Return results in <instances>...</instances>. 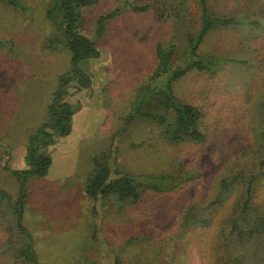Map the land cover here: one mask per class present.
<instances>
[{
  "label": "rangeland",
  "instance_id": "rangeland-1",
  "mask_svg": "<svg viewBox=\"0 0 264 264\" xmlns=\"http://www.w3.org/2000/svg\"><path fill=\"white\" fill-rule=\"evenodd\" d=\"M20 1L0 0V264H32L21 253L28 246L40 264H264V235L255 246L230 235L251 175L252 204L264 210V25L252 24H264V0H208L211 12L240 24L210 31L201 53L244 62L222 60L216 73L192 70L174 83L179 100L203 112L206 135L179 143L155 120L125 118L153 80L158 44H176L174 64H184L201 19L196 0L80 8L76 31L100 55L79 61L78 73L47 16L53 0ZM115 10L100 32V18ZM59 89L72 130L36 151L52 163L45 176H27L23 193L18 174L32 167L30 143L41 141ZM164 109L154 97L144 108ZM96 158L137 178L138 197L90 195ZM223 179L237 181L224 191ZM22 196L26 233L16 212Z\"/></svg>",
  "mask_w": 264,
  "mask_h": 264
},
{
  "label": "trees",
  "instance_id": "trees-1",
  "mask_svg": "<svg viewBox=\"0 0 264 264\" xmlns=\"http://www.w3.org/2000/svg\"><path fill=\"white\" fill-rule=\"evenodd\" d=\"M6 3L16 7H23L20 0H3ZM96 0H53L52 6L47 11L48 18L60 30H63L66 44L71 51V61L76 73L79 72L77 64L85 58L98 57L99 49L95 42L76 31L77 22L79 21L82 7L92 5ZM200 10V24L198 29L188 35V43L184 48L186 56L182 65L174 64V59L178 56L176 44L163 45L158 44L156 54L158 58V68L153 76L152 82L145 88L140 96L139 102L135 105L129 115L125 118V124L128 125L136 117H147L157 121L165 126L164 137L170 143H179L185 141L202 142L206 140V135L201 129V120L203 112L192 104L183 103L179 100L174 92V83L183 78L189 71L206 70L216 73L221 69L222 60L243 63L244 60L235 58L215 57L201 53V48L207 34L217 28H227L232 25L240 24L234 16H219L211 12L208 0H196ZM134 10L144 11L147 7H134ZM119 13L118 10L112 11L107 16H103L99 20L100 32L104 29V21L107 18L114 17ZM256 27H262L261 21H252ZM83 82L85 80L81 79ZM65 92L61 89L57 90L53 98V102L49 107L51 121L46 122L38 130L40 140L33 138L30 143L28 158L31 168L23 173L18 174L20 180L21 192L25 190V182L27 176L37 175L45 176L48 173L52 163V158L46 154H37L36 151L44 145L52 143L55 136H67L72 130V117L74 111L71 104L67 101L59 102L64 97ZM154 97L157 103L165 105L164 111L153 113L145 111V105L148 98ZM149 103L147 104V106ZM112 153V150H111ZM96 172L92 175L88 184V193L95 198L118 196L125 199L129 196L138 197V187L142 184L137 178L126 172L117 171L114 174L112 166L109 162H101L96 158ZM264 163V159H263ZM120 172V173H119ZM238 177L236 176V179ZM255 176L251 175L247 178V188L245 192V200L241 205V212L232 221L231 234L235 235L242 243H246V239L254 246L256 242H260V238L264 235V210L252 204L253 189L252 184ZM237 180H222L223 190H228L234 186ZM149 185H152L149 183ZM154 188L159 186L152 185ZM24 208V198L20 197L17 206L18 226L21 231H25L22 225ZM234 233V234H233ZM258 242V243H259ZM248 243V242H247ZM262 244V243H261ZM26 256L32 264H40L31 247L22 249L21 252Z\"/></svg>",
  "mask_w": 264,
  "mask_h": 264
},
{
  "label": "water",
  "instance_id": "water-1",
  "mask_svg": "<svg viewBox=\"0 0 264 264\" xmlns=\"http://www.w3.org/2000/svg\"><path fill=\"white\" fill-rule=\"evenodd\" d=\"M19 174H21V173H19Z\"/></svg>",
  "mask_w": 264,
  "mask_h": 264
}]
</instances>
